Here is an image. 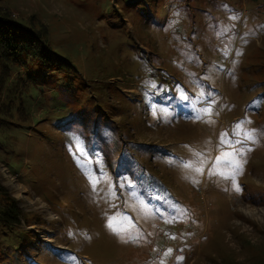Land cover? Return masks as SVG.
Returning a JSON list of instances; mask_svg holds the SVG:
<instances>
[{
  "label": "rangeland",
  "instance_id": "374dc122",
  "mask_svg": "<svg viewBox=\"0 0 264 264\" xmlns=\"http://www.w3.org/2000/svg\"><path fill=\"white\" fill-rule=\"evenodd\" d=\"M0 9L42 24L99 111L91 140L79 134L69 150L47 120L63 110L37 84L25 97L31 127L0 125L2 183L35 237L20 250L12 236L0 264H246L245 244L264 245V0ZM233 154L239 190L219 174Z\"/></svg>",
  "mask_w": 264,
  "mask_h": 264
},
{
  "label": "trees",
  "instance_id": "16d2710c",
  "mask_svg": "<svg viewBox=\"0 0 264 264\" xmlns=\"http://www.w3.org/2000/svg\"><path fill=\"white\" fill-rule=\"evenodd\" d=\"M75 75L76 70L70 59L52 49L47 30L42 24L28 26L0 9V125L31 127L33 116L29 111L33 108V102L28 104L26 110L25 97L32 96L29 90L31 85L39 84L45 98L51 100L50 111L57 113V109L63 110L60 119L54 117L47 120L53 122L58 130L69 134L70 139L63 142L65 146L69 150L76 147L79 134L83 141H90L93 120L99 111L94 104L86 101L82 95V81L75 80ZM101 129L102 125L95 127V131ZM6 155L7 152L3 151L2 156ZM2 180L0 171V260H8L9 255L5 250L13 242L12 236H15L20 250L32 246L35 237L31 230L22 228V220L26 226L29 224L22 216L19 200L11 195ZM50 203L53 209L60 205L65 207L58 198L51 199ZM40 223L43 222L38 221V225ZM47 226L50 227L48 223ZM42 244L50 246L47 242H40ZM245 245L251 251L246 264H264V245L255 247L248 242ZM230 263L228 261L226 264Z\"/></svg>",
  "mask_w": 264,
  "mask_h": 264
},
{
  "label": "snow or ice",
  "instance_id": "6c2138e0",
  "mask_svg": "<svg viewBox=\"0 0 264 264\" xmlns=\"http://www.w3.org/2000/svg\"><path fill=\"white\" fill-rule=\"evenodd\" d=\"M246 138L247 139H251V136H248ZM218 163H219V159H218ZM227 164H228V167L231 169V171L226 172V173H219V174L220 175H223L225 179H231L232 182H233V186L237 190H239L238 185L235 184V177L239 173L240 165H239V161L234 158V154H233V158H231V159H229L227 161ZM187 167H191V165H187ZM195 171L200 172L201 169L200 168H197V169H195Z\"/></svg>",
  "mask_w": 264,
  "mask_h": 264
}]
</instances>
